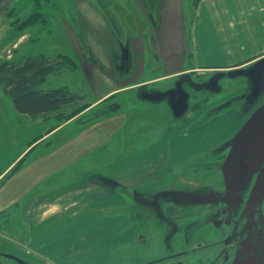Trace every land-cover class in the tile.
<instances>
[{"label": "flooded vegetation", "instance_id": "flooded-vegetation-1", "mask_svg": "<svg viewBox=\"0 0 264 264\" xmlns=\"http://www.w3.org/2000/svg\"><path fill=\"white\" fill-rule=\"evenodd\" d=\"M86 3L84 15L80 13L78 3L74 0H60V3H58V6L62 8V11L58 10L59 16L62 20H66L69 32L72 35L70 41L66 38V49L70 59L78 63L80 54L84 60L94 64L97 69L94 83L88 85L90 99L85 101L87 104H84V107L81 105L78 108L79 110H76L78 114L83 109L77 117L71 120L67 128L74 130L98 122L99 129L106 128L118 132L124 125L126 112H137L143 108L155 109V107H161L163 104L167 114L166 122L169 125L171 123L175 124L173 126L167 125L164 128L167 135L160 138L164 148H157L156 140L159 138L160 132L158 133L155 129L153 132L156 133L154 137H151V141L136 148L134 154L141 155L147 149L145 160L152 163L155 172L156 166H169V164H176L191 157L196 161L198 154H202L203 150H207L203 147L204 143L207 146H213V142L218 143V141L212 140L213 142H210L207 139L213 136L211 135L213 129H206L213 122L219 121V119L224 120L231 114H236L233 108H228L205 119L208 114L216 110V104L219 101L228 100L226 95L216 99L213 98L215 90L219 88H221L220 91L224 90L223 87L218 85V82L222 77H227L225 74L228 73L211 70L210 68H189L170 75L156 76L165 72L167 65V32L162 0H155L154 5L148 3L147 0H86ZM191 4H193V0H187L186 3H182L180 6L187 18L185 27L180 32L181 37L180 35L176 37L177 48L181 49L183 57H189L192 53L190 43L187 44L186 49L183 47V36L189 37L190 24L194 18L195 9ZM37 13L39 12H35L34 15ZM88 20L91 21V26L85 22ZM89 28L90 30L93 29L95 39L86 33ZM96 53L103 56L105 62L98 61ZM187 62L189 65L192 64L191 60ZM251 70L252 68L248 67L242 71H233V74L236 75L242 72L241 75L251 76L253 74ZM160 82H168L169 85L166 88H159L157 84ZM112 87L113 89L110 90ZM71 92L79 94L73 90ZM181 107L182 110H180ZM204 112H207V114ZM246 120L242 122V125ZM229 132L227 128H224L217 137ZM189 138L192 139L187 143L192 149L187 152L190 156L183 157L182 149L181 154H175L172 151L171 141ZM165 147L167 151L163 155L161 149L164 150ZM238 156V158L230 159L227 163H222L223 168L227 166L228 168L237 167L243 171L242 195L244 201L240 205L236 204L239 206L238 209L233 202H229V204L224 201V198H221L224 192L223 185L220 182L210 184L211 189L203 193L187 189H161L147 198H153L150 207L156 213L161 211L165 214L170 209L176 210L179 208L177 205H173V201H176L173 198H178V201L194 200L199 204L214 203L215 218L197 229L200 230L198 233L200 237L196 240L202 243L209 234H212L215 237L214 241H216L214 247L227 246V251L230 248L235 251L236 243L233 241L240 235H242L241 240L244 241L243 257L238 259L227 258L221 261L217 259L214 263L264 264V156L253 163L244 160L239 153ZM114 161L118 162V158ZM95 165L94 167L75 171L70 180L76 185L87 181L96 185L95 192H104L109 197L115 198L114 206L102 209L90 207L85 211L76 212L73 215L74 219L70 222L79 227L77 231L78 241H111L116 250V259H118V241L132 240L135 234L138 233L136 219H139L140 212L138 209L130 211L126 208L128 205L126 203H130L128 207L136 204L137 206L134 207L140 205L141 208H148L146 204L141 205V200L146 198V195H143L134 187L129 188L123 183L108 181V179L96 175V173L107 174V167L111 166L110 161L100 160ZM203 166L206 165L203 164ZM152 180L154 181V178ZM154 182L158 183L156 180ZM165 192L170 193L166 194ZM203 196L205 198L202 199ZM206 196H209V199ZM166 198L170 199L173 204L165 200L162 205L160 200ZM235 210L240 211V218L234 215ZM18 217L21 223L25 222L22 213L18 214ZM225 217L227 218L224 219ZM111 220H113L112 228L103 231L102 234L97 235L99 238L92 240V232L100 233L104 230L106 222ZM193 229L194 227L192 228L190 223H187L183 228L184 233L181 241H183L186 253L201 246L197 243L188 248L189 244L195 242L192 241L193 238L190 236ZM41 239L26 240L7 230L5 226L0 225V264L52 263L53 258L44 254L41 255L37 250V247L42 246L40 243L32 244L33 246L37 244L36 248L31 244H27V241H41ZM136 240L140 244L147 241L144 234H138ZM89 255L98 257L96 253ZM166 257L169 258L168 262H172L176 257L185 259V257L179 255H166ZM98 258L90 261V264H110L111 262L108 258Z\"/></svg>", "mask_w": 264, "mask_h": 264}, {"label": "rangeland", "instance_id": "rangeland-1", "mask_svg": "<svg viewBox=\"0 0 264 264\" xmlns=\"http://www.w3.org/2000/svg\"><path fill=\"white\" fill-rule=\"evenodd\" d=\"M58 3H60V0H0V64L4 60L17 62L24 60L27 56L34 57L41 54L46 57H56L60 62L59 68L48 72L39 87L44 90L54 87H66L68 90L71 89L79 93L75 94L74 101L59 108L30 115L18 112L17 115L19 116L15 115L13 117L10 115L7 117L2 110L7 112V110L13 108V105L3 89L2 78L4 75L0 72V147L9 148L8 146L13 145L10 152L5 157L0 158V168L24 145L27 138L44 129L45 123L43 121L42 123L41 119L47 120L49 125L60 123L64 118H71L72 120L83 109L78 114L76 110H79L78 108L81 105L84 107V104H87L85 101L90 99L88 84L84 79L83 72L68 55L65 35L66 20L63 21L59 16L58 10L62 11V8L58 6ZM35 12L39 13L34 15ZM21 34H25V36L18 41L17 37ZM248 67L252 68L253 74L251 76L241 75L242 72H240L236 75L233 73L225 74L227 77L219 79L218 85L223 87L224 90L220 91L221 88L215 90L213 98L216 99L226 95L228 100L219 101L216 104V110L208 114L205 119L222 110L233 108L237 118L234 119L236 123L230 129L235 126L236 130L264 102V59H259ZM238 70L242 71L243 69ZM219 72L226 73L224 71ZM168 85V82L157 84L159 88H166ZM180 110H182V107ZM204 113L207 114V112ZM166 116L163 104L161 107H155V109L143 108L137 112H126L124 125L118 132L106 128L99 129L97 122L74 130L64 128L51 141L52 143L59 142L61 144L65 139L70 138L71 147L67 155L70 164L66 166L68 168L63 169L61 174L63 176L69 175L70 172L68 171L70 170L78 171L83 167H94L96 166L95 163L100 160L110 161L112 166L108 167L110 168L109 172L118 176L119 179L125 180L127 173L129 176L128 183L131 182V174L135 178L147 175L149 186H146L140 192L146 195V198L141 200V205L146 204L148 208H141L140 203L138 207H134L136 204L128 207L130 203H126V205L128 204L126 208L130 211L138 209L140 212L139 219H136L138 233L135 234L132 240L118 241V259H116V250L111 241H78L77 231L79 227L73 225L72 222H64L59 226L55 225L54 227L52 225L50 228H45L38 234V238L35 237L36 240L42 238L41 241H27V244L40 243L42 246L37 247V250L41 255L44 254L53 258V262L50 264H90V261L98 257V259L108 258V260H111L110 264H215L214 262L217 259L221 261L227 258L238 259L243 257L244 241L240 238L242 235L233 241L236 243H234L235 251H232L231 248L227 251V246L215 248L214 243L216 241H214L215 237L212 234H209L202 243L196 240L200 237L198 235L200 230L197 229L215 218L214 203L199 204L194 200L178 201V198H173V200H176L173 201V204L170 199H161L162 205L164 204L163 201L166 200L179 207H176V210L170 209L165 214L161 211L156 213L150 207L153 198H147L161 189H187L203 193L211 189L210 184L220 182L223 185L224 192L221 198H224L226 203L233 202L235 205H240L244 201L242 195L243 171L237 167H232L233 169L231 167L229 169L228 166L226 168L222 167V163H227L230 159L239 157L234 141L237 131L221 134L217 144L211 140L213 146H207L204 143L203 147L207 150H203L202 154H198L196 161L191 157L176 164H169V166H156V172L152 171L153 165L149 166L146 173H143V169L126 170L124 164L118 165V162L114 161V159L121 156H129L136 148L149 141L156 133L153 130L157 129L158 133L163 134V129L169 125L166 122ZM173 125L175 124L171 123L169 126ZM86 141L89 142L84 144ZM51 142L49 138L42 140L38 151H42V155L47 154L50 151L51 145L49 143ZM217 147L218 149H216ZM166 151L165 147L162 154L165 155ZM187 156H190V154H187ZM25 163L23 161L18 162L16 166L12 167L9 174L13 175L18 172ZM203 164L206 166H203ZM118 167L121 169L122 174L118 173ZM152 178L158 183L154 182ZM134 185L128 184L127 186L130 188ZM257 185L260 186L259 183ZM91 194V201H94L91 207L102 209L114 206V197H109L104 192L91 191ZM206 197L209 199V196ZM237 205L238 209L239 206ZM235 211L234 215L240 218V211ZM49 215V218L44 220V224L51 222L50 219L52 218L50 217L52 216ZM70 219H74V216L72 215ZM112 223L113 220L106 222V226L103 225L104 230L100 233L92 232V240L99 238L97 235L102 234L103 231L110 230ZM187 223H190L192 228L194 227L190 236L193 238L192 241H195L189 244L188 248L197 243L201 246L186 253L181 237L184 233L183 228ZM0 225L5 226L7 230L26 240L29 239L27 224L20 222L16 208L13 210H0ZM138 234H144L147 241L143 244L138 243L136 240ZM223 242L225 243V241ZM37 244L32 246L36 248ZM94 253L98 257L93 256ZM166 255H179L185 257V259L176 257L172 262H168L169 258Z\"/></svg>", "mask_w": 264, "mask_h": 264}, {"label": "crops", "instance_id": "crops-1", "mask_svg": "<svg viewBox=\"0 0 264 264\" xmlns=\"http://www.w3.org/2000/svg\"><path fill=\"white\" fill-rule=\"evenodd\" d=\"M74 1L78 3L80 13L84 15L86 0ZM147 2L155 4V0H147ZM186 2L187 0H162L167 32V65L166 71L156 76L170 75L189 68H210L211 70L224 71L230 74L238 69L244 70L259 59H264V0H193L191 6L195 10L188 32L189 37L183 36V47L186 49L187 44L190 43L192 53L189 57H183L181 49L177 48L176 37L180 35L181 30L185 27L187 18L180 6ZM85 22L91 26V21ZM68 28L66 22L65 35L70 41L72 35ZM90 28L86 33L95 39L93 29L90 30ZM24 36L25 34L19 35L17 37L18 41ZM96 57L98 61L105 62L104 57L100 54L96 53ZM78 58V63H75L76 66L83 72L87 84L92 85L97 71L96 67L84 60L80 54ZM188 60H191L192 64L189 65ZM86 72L89 73L90 78H87ZM112 89L113 87L110 90ZM2 112L7 117L10 115L13 117L15 115L19 116L14 107L7 110V112L3 110ZM236 118V114H231L224 120L219 119V121L213 122L206 129L212 128L211 135L213 136L207 139L218 141L219 137L217 135L224 128H228L227 130L230 133L238 132L240 127L236 130L235 126L230 129L236 123L234 120ZM42 121L45 123L44 129L27 138L24 145L0 168V210L5 211L16 208L17 214L22 213L24 219L26 218L25 222L30 240L35 237L38 238V234L43 229L50 228L52 225L55 227V225L59 226L64 222H70L71 216L76 212H82L90 208L94 202L91 201V191H95L96 187L88 181L80 185L74 184L70 180L71 175L75 173L74 170L68 171L70 173L69 175H67L68 173L65 174L67 176L61 175L63 169L70 164V159H67L71 147L70 138L65 139L61 144L59 142L52 143L51 141L61 130L68 127L71 118H64L60 123L54 125H49L47 120L41 119ZM164 131L163 129V134H159V138L156 140L158 149L160 147L164 148L160 139L162 136L167 135ZM46 138L50 139L51 148L47 154L42 155V151L39 152L38 150L42 140ZM191 140L189 138L171 141L172 151L175 154H181L182 149V155L186 157L187 152L191 149L187 143ZM88 142L86 141L84 144ZM8 147H0V158L5 157L13 145ZM146 154L147 149L141 155H135L133 151L129 156L125 155L118 158V165L124 164L126 170L143 169V173H146L149 166H152L150 161L145 160ZM22 161L23 163L26 162L25 165L15 174H9L12 167ZM108 167L107 174L96 173V175L102 176L108 181L123 183L126 186L135 184L134 189L136 188L138 191H142L143 188L149 186L147 175L135 178L131 174V182L128 183L129 176L127 173L125 180H122L115 174H111ZM83 169L85 168L83 167L80 170ZM153 170L154 166L152 167ZM118 173L122 174L121 169L118 170ZM49 214L52 216L50 217L52 218L50 219L51 222L44 224V220L49 218Z\"/></svg>", "mask_w": 264, "mask_h": 264}, {"label": "trees", "instance_id": "trees-1", "mask_svg": "<svg viewBox=\"0 0 264 264\" xmlns=\"http://www.w3.org/2000/svg\"><path fill=\"white\" fill-rule=\"evenodd\" d=\"M56 57L27 56L22 61L4 60L0 64L3 73V89L16 111L33 114L59 108L75 100V93L66 87L47 90L39 87L48 72L59 68ZM6 88V89H5Z\"/></svg>", "mask_w": 264, "mask_h": 264}, {"label": "water", "instance_id": "water-1", "mask_svg": "<svg viewBox=\"0 0 264 264\" xmlns=\"http://www.w3.org/2000/svg\"><path fill=\"white\" fill-rule=\"evenodd\" d=\"M87 78H90L86 72ZM236 151L250 163L264 156V103L258 106L235 137ZM170 193V192H165ZM228 264H244L234 262Z\"/></svg>", "mask_w": 264, "mask_h": 264}]
</instances>
